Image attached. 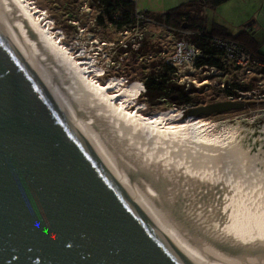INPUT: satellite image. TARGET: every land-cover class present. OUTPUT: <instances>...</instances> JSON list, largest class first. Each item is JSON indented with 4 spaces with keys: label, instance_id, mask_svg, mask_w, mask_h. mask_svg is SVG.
<instances>
[{
    "label": "bare ground",
    "instance_id": "bare-ground-1",
    "mask_svg": "<svg viewBox=\"0 0 264 264\" xmlns=\"http://www.w3.org/2000/svg\"><path fill=\"white\" fill-rule=\"evenodd\" d=\"M42 12L29 0H0V28L173 243L199 264H264L263 127L254 135L246 126L145 115L140 103L130 106L137 89L95 81Z\"/></svg>",
    "mask_w": 264,
    "mask_h": 264
},
{
    "label": "water",
    "instance_id": "water-1",
    "mask_svg": "<svg viewBox=\"0 0 264 264\" xmlns=\"http://www.w3.org/2000/svg\"><path fill=\"white\" fill-rule=\"evenodd\" d=\"M32 73L39 84L0 28V264H199L122 185ZM242 107L226 100L189 113Z\"/></svg>",
    "mask_w": 264,
    "mask_h": 264
},
{
    "label": "rangeland",
    "instance_id": "rangeland-1",
    "mask_svg": "<svg viewBox=\"0 0 264 264\" xmlns=\"http://www.w3.org/2000/svg\"><path fill=\"white\" fill-rule=\"evenodd\" d=\"M29 1L32 3V7L40 9L44 14L46 13L42 24L50 22L53 36L59 37L61 45L67 48L70 54L79 56L78 59L86 62L85 68L92 71L91 77L95 81L104 84L110 80L121 79L122 83L120 84L134 86L137 89V94L139 92L137 85L140 84V94L138 97L136 94V99L130 106L136 108L134 105L140 103L143 106L141 112L145 115L164 118L173 115L179 121L195 119L210 123L217 122L219 128L221 127L220 129L223 128L222 126L229 128L233 125L238 129L246 126L251 131L254 129L252 131L254 135L263 131L264 102L234 101L242 103L243 107L210 114L193 115L189 113L191 108L198 105L229 100L224 92L226 86L231 85L232 81H238L241 74L239 72L234 73L235 76L231 74V67L227 63L221 65L220 73L209 69H207L208 73H203L197 69L191 71L184 68L176 77L174 74L172 75V78H176L174 82L182 85L184 91L187 88L190 89L191 86L196 89V93L192 94V97H196L197 103L181 105L174 104L167 99L149 100L146 94L147 89L144 88L142 81L144 82L145 77L149 76L151 71H156L158 67L166 64V58L174 51L175 42L182 37L181 33L158 22L152 15L151 18L156 23L139 21L134 24V27L117 28L106 20L100 23L97 19L101 16L104 17L100 0ZM172 7L174 5H165L161 8L165 12ZM136 8L146 11L147 15L149 14L146 10L148 8L143 7L140 3L136 4ZM149 8L154 10L153 7ZM263 11L264 0H228L215 8H205L202 16L207 28L212 22H217L226 27L227 31L233 35L250 29L251 33L253 31L252 34L250 33L251 37L258 46L257 50L264 55ZM252 19L254 23L251 28H245V23ZM199 38L193 35L190 40L197 44ZM142 43L152 45L146 54H142L143 51H136ZM121 49H126L127 52L121 54L119 53ZM152 63L156 64L153 66ZM101 70L106 72L105 76L100 73ZM98 71L99 73H97ZM202 80H207L209 84L202 82L198 85ZM182 82L183 84H181ZM221 83H224V86H221Z\"/></svg>",
    "mask_w": 264,
    "mask_h": 264
},
{
    "label": "trees",
    "instance_id": "trees-1",
    "mask_svg": "<svg viewBox=\"0 0 264 264\" xmlns=\"http://www.w3.org/2000/svg\"><path fill=\"white\" fill-rule=\"evenodd\" d=\"M101 6L103 8V16L97 18L100 23L104 20L108 21L110 24L114 25L117 28L125 27L130 28L134 27L136 23L135 18L133 17V5L128 0H100ZM228 0H187L183 3L178 4L167 10L164 13L150 14L158 22L165 24L166 26L173 28H183V25H186L187 30L198 31L201 30L203 37L199 38L198 45L205 51L212 55L216 54L214 49H211L206 46L205 41L207 36H220L223 38H229L237 43H240L246 46L248 49L253 50L260 54L257 50V44L254 39H252L251 34L243 30L235 35L229 33L227 28L222 24L217 22H212L209 28L205 27L204 17L202 12L205 8H215L216 6L226 2ZM152 45L149 43H142L137 49V52H142L146 54ZM127 52L126 49H121L119 53L123 54ZM159 52V51H158ZM262 55V54H260ZM264 56V55H263ZM115 60V58H114ZM156 63H152L154 66ZM206 64L209 66H216L218 68L222 67L220 59L218 57H210L203 59L197 65ZM174 68L168 63L158 67L156 71H151L149 76H146L144 79V85L147 89V97L150 101L167 99L174 104H189L197 103L196 97H192V94L196 93V89L191 86L190 89H183L182 85L175 83L172 79ZM105 76V75H104ZM106 83V82H105ZM143 83V81H142ZM138 96L140 94L141 85L138 84ZM238 88L241 90H247L250 88L249 84L238 85ZM187 90V91H186ZM144 92V90H143ZM225 94L231 95V89L226 88ZM143 95V94H142Z\"/></svg>",
    "mask_w": 264,
    "mask_h": 264
},
{
    "label": "built area",
    "instance_id": "built-area-1",
    "mask_svg": "<svg viewBox=\"0 0 264 264\" xmlns=\"http://www.w3.org/2000/svg\"><path fill=\"white\" fill-rule=\"evenodd\" d=\"M133 4V15L136 22H152L156 23L151 16L146 14L144 10H138L136 8L137 0H128ZM264 17V11L262 13ZM169 27V26H168ZM174 31L181 33L182 37L175 42L173 53L166 58V63L174 68L173 74L178 75L184 68L191 71L197 69L203 73L210 71L221 72L220 68L216 66H209L206 64L197 65L203 59H208L212 56L220 59L221 65L227 63L231 67V74L239 72L241 77L236 82H231L226 88L231 89V95L226 97L231 101L240 102H264V56L259 53L248 49L246 46L237 43L229 38H223L220 36H207L205 44L207 47L216 51L215 55L205 53V51L190 40L191 36L203 37L201 30L192 31L186 28H173ZM114 46V45H112ZM235 76V75H234ZM176 81V78L172 79ZM207 80H202L198 83ZM196 82V81H192ZM144 83V82H143ZM183 84V82L181 83ZM205 84H209L208 81ZM249 84L250 88L247 90H241L238 85ZM144 85V84H143ZM145 86V85H144ZM224 86V83H221Z\"/></svg>",
    "mask_w": 264,
    "mask_h": 264
},
{
    "label": "crops",
    "instance_id": "crops-1",
    "mask_svg": "<svg viewBox=\"0 0 264 264\" xmlns=\"http://www.w3.org/2000/svg\"><path fill=\"white\" fill-rule=\"evenodd\" d=\"M185 1H187V0H137L136 4L140 3L143 7H147L148 9H146V10L149 12V14H158V13H164L163 8H161V7H164L165 5L177 6L178 4L183 3ZM149 7H153L152 9H154V10H150ZM205 27L207 28L206 23H205ZM208 27H210V24ZM248 32L251 33L250 29L248 30ZM252 33H253V31H252Z\"/></svg>",
    "mask_w": 264,
    "mask_h": 264
}]
</instances>
